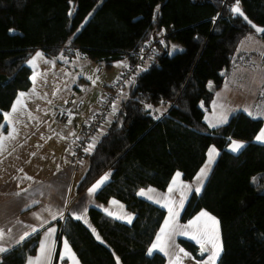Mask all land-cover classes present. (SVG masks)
<instances>
[{"label": "trees", "instance_id": "16d2710c", "mask_svg": "<svg viewBox=\"0 0 264 264\" xmlns=\"http://www.w3.org/2000/svg\"><path fill=\"white\" fill-rule=\"evenodd\" d=\"M234 4L264 25V0H0V130L17 93L30 88L26 61L34 51L49 57L79 54L110 70L123 60L134 64L135 53L156 46L84 156L87 169L76 188L81 194L108 172L95 199L121 202L134 219L125 224L89 208L95 237L65 216L57 222L55 264L62 240L80 264H164L162 254L148 250L166 211L137 192L166 190L176 172L191 182L210 147L216 160L200 193L187 199L180 220L202 210L217 219L222 251L216 264H264V146L252 143L262 120L235 112L215 128L203 121L240 40L249 33L264 40L231 14ZM172 43L182 50L169 55ZM231 140L246 145L230 154ZM39 237L38 232L3 253L0 264H27ZM179 242L200 258L194 244Z\"/></svg>", "mask_w": 264, "mask_h": 264}, {"label": "crops", "instance_id": "0c3cea01", "mask_svg": "<svg viewBox=\"0 0 264 264\" xmlns=\"http://www.w3.org/2000/svg\"><path fill=\"white\" fill-rule=\"evenodd\" d=\"M37 53L41 56L37 57ZM121 62L118 65L115 63L110 70H105L79 54L73 58L49 57L41 50L34 51L27 60L26 65L31 72L30 88L17 93L9 109L3 113L5 130H0V248L6 249L0 251V257L39 232L36 254L27 264H55L57 222L65 216L79 220L96 237L88 218L89 208L98 209L119 222L132 223L134 215L121 202L111 199L101 203L95 199L98 190L109 180L108 172L102 173L81 194L76 193L77 185L87 169V160L83 161V166L78 170H75L70 160L74 132L82 134L85 124L97 109L101 91L113 85L127 64L124 61L121 65ZM122 97H125L124 93L121 94L120 98ZM66 104H69L67 111L71 119L69 125L63 127L54 121L53 116L57 108L66 109ZM233 141L245 146L244 141L231 140L226 148L231 152ZM255 141L258 142L254 139ZM213 149L215 150L213 147L208 149L204 165L191 182L183 181L181 173L176 172L166 190L159 191L149 187L137 192L141 199L166 211L149 247L152 248L153 244L164 246L167 255L158 249L153 250V253H160L165 257L164 264L172 263V258L168 262V256L173 254V250L177 253V264H204L208 260L210 251L202 254L201 244L196 239H192L191 243L196 246L199 259L178 246V238L186 228L191 229L193 236L199 239L198 229L202 231L205 226L208 229L218 227L221 245L219 224L214 225L207 216L196 220L201 212L206 211L202 210L189 220L179 222L180 212L187 199L192 193L201 191L216 160L218 153L216 150L211 152ZM202 170L206 172L203 176ZM104 177L107 179L90 193L89 190ZM165 204L178 213L174 221L170 220L169 207H165ZM215 220L217 221L216 218ZM166 221H169L167 226ZM192 221L195 223L190 224ZM162 228L165 229L163 234ZM157 236H161L160 241H157ZM42 244L45 245L43 252ZM208 247L211 248L210 245ZM184 253L188 255L185 256ZM61 259H66V264H80L69 245L65 246L64 240L61 241L56 264H61Z\"/></svg>", "mask_w": 264, "mask_h": 264}, {"label": "rangeland", "instance_id": "374dc122", "mask_svg": "<svg viewBox=\"0 0 264 264\" xmlns=\"http://www.w3.org/2000/svg\"><path fill=\"white\" fill-rule=\"evenodd\" d=\"M181 50L182 46L180 44L172 43L169 48V55H173ZM123 62L124 61L120 64L122 65ZM224 75L225 78L220 88L214 92V98L210 104V109L204 110V123L212 128L218 127L225 124L229 117L235 112H243L254 119L262 120V126L254 138L257 140V136H259L262 130H264V40L252 33L243 37L239 42L236 54L232 58V63L229 69L224 71ZM208 86L213 90L214 86L211 82H209ZM125 89L123 91H125ZM74 133L75 135L73 141L76 143L80 138V133ZM257 141L258 142H254L253 140L252 143L264 146V140ZM243 147L233 152L227 149L226 151L230 154H237ZM208 157L210 158V153L208 154ZM181 213L182 210L179 216H181ZM179 222L182 221L179 219ZM190 230L191 229L188 228L184 229L182 236H179V247H183L179 240L190 241L191 243L193 232ZM219 257L216 259L215 264L217 263ZM171 258V264H177V253L175 250H173V254H171V256H168V262L171 261ZM178 264L182 263L178 262Z\"/></svg>", "mask_w": 264, "mask_h": 264}, {"label": "built area", "instance_id": "2783aa9c", "mask_svg": "<svg viewBox=\"0 0 264 264\" xmlns=\"http://www.w3.org/2000/svg\"><path fill=\"white\" fill-rule=\"evenodd\" d=\"M155 50L156 46L151 44L143 51L135 53L134 55L137 58L135 63L125 66L120 71L113 85L101 91L97 109L91 114L90 119L85 124L84 131L80 134L78 141L76 143L73 141L70 148V160L75 170L82 166L85 160L84 156L91 151V148L95 146L97 140L103 133L104 128L109 125L114 107L121 97L125 85L143 68L146 59L154 53ZM82 57L86 58V56ZM68 106L69 104H66V109L57 108L53 116L54 121L63 127H67L71 119V115L67 111Z\"/></svg>", "mask_w": 264, "mask_h": 264}, {"label": "snow or ice", "instance_id": "6c2138e0", "mask_svg": "<svg viewBox=\"0 0 264 264\" xmlns=\"http://www.w3.org/2000/svg\"><path fill=\"white\" fill-rule=\"evenodd\" d=\"M233 11L239 12V8L238 7L234 8ZM258 31H260V29H258ZM40 56H41V54L37 53V57H40ZM21 96H23V94H21ZM15 110L16 109H15V106H14L13 111H15ZM257 140H264V130H262L261 134L259 136H257ZM240 147H242V145H240L239 143L233 141V146H232V150L233 151H237ZM214 151H215L214 149L211 150V152H214ZM211 152H210V156H211ZM205 174H206L205 170H202L201 171V175L203 176ZM177 176H179V173H177ZM106 179H107V177L102 178L101 181H99L92 189L89 190L90 193L94 192L104 182V180H106ZM171 190L172 189L170 188L169 191H171ZM151 191L152 190L150 189L149 192H151ZM197 191H198V189H197ZM141 194H143V192ZM165 207H169V205L165 204ZM169 213H170V220L174 221V217L176 215H178V213L176 211H174L173 208H171V207H169ZM205 216H207L208 219L210 221H212L214 225L218 226L219 222L215 220V217L209 216V214L206 213V212H201L200 216H198L196 218V220L198 221L200 219V217H205ZM77 218L79 219V217H77ZM165 223H166V226H167L169 224V221H166ZM193 223H195V221L190 222V224H193ZM33 231H35V229H33ZM198 231H200V238L197 239L196 236H192L191 238L192 239H196L197 243L201 244V252H202V254L204 252H208V251H210V253H211L209 258H208V260L205 261L204 264H215L216 259L220 255V251H222V246L219 244L218 227H216L214 229H208L205 226V228L202 231L199 230V229H198ZM164 232H165V229L162 228L161 229V233L163 234ZM21 239H23V237ZM160 239H161V236H157V241H160ZM208 245H210L211 248H209ZM65 246L67 247V242H65ZM44 249H45V245L42 244L41 245V251L43 252ZM154 249H158L161 252H165L164 246L159 245V244H153L152 248L149 249V254H152ZM5 250L6 249L0 248V251H5ZM69 251H70V249H69ZM180 251L183 252V249H181ZM167 254L168 253L165 252V255H167ZM184 255L187 256L188 254L184 253ZM30 264H31V262H30Z\"/></svg>", "mask_w": 264, "mask_h": 264}, {"label": "water", "instance_id": "95a60500", "mask_svg": "<svg viewBox=\"0 0 264 264\" xmlns=\"http://www.w3.org/2000/svg\"><path fill=\"white\" fill-rule=\"evenodd\" d=\"M239 8V12L233 11L234 8ZM230 12L232 15L238 17L243 21V23L255 34L262 36L264 35V25H257L253 21H251L246 14L243 12V10L240 8L239 5L234 4L230 8ZM242 13V14H241ZM260 29V31H258Z\"/></svg>", "mask_w": 264, "mask_h": 264}]
</instances>
